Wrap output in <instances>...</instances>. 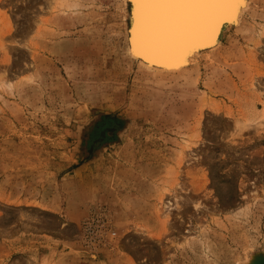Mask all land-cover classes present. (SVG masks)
Segmentation results:
<instances>
[{"label":"rangeland","instance_id":"374dc122","mask_svg":"<svg viewBox=\"0 0 264 264\" xmlns=\"http://www.w3.org/2000/svg\"><path fill=\"white\" fill-rule=\"evenodd\" d=\"M48 2L0 0V264L264 254V0L170 75L128 58L122 0Z\"/></svg>","mask_w":264,"mask_h":264},{"label":"bare ground","instance_id":"6f19581e","mask_svg":"<svg viewBox=\"0 0 264 264\" xmlns=\"http://www.w3.org/2000/svg\"><path fill=\"white\" fill-rule=\"evenodd\" d=\"M122 1L128 8L126 26V53L128 58L144 72L154 75H170L187 70L194 65L196 59L201 55L216 51L221 46L222 37L228 30L236 31L243 27L244 18L253 0H233V7L223 9L218 16L205 22L193 34L180 41L154 37L147 26L142 24L138 15L137 0ZM64 2L65 0H49L46 5L50 9H56V4L61 7ZM137 50L143 51L151 59L140 58L136 53ZM1 77L0 75V79ZM262 125H264V106L260 112L259 120L255 123L256 127H262ZM236 126L239 129L245 127L238 125V123ZM180 194L174 192L170 197L178 199ZM164 205L163 202L162 210L167 207ZM252 259L244 264H250Z\"/></svg>","mask_w":264,"mask_h":264},{"label":"snow or ice","instance_id":"6c2138e0","mask_svg":"<svg viewBox=\"0 0 264 264\" xmlns=\"http://www.w3.org/2000/svg\"><path fill=\"white\" fill-rule=\"evenodd\" d=\"M233 0H137L138 15L154 37L180 41L193 34Z\"/></svg>","mask_w":264,"mask_h":264},{"label":"water","instance_id":"95a60500","mask_svg":"<svg viewBox=\"0 0 264 264\" xmlns=\"http://www.w3.org/2000/svg\"><path fill=\"white\" fill-rule=\"evenodd\" d=\"M137 55L140 57V58H145L147 60L151 59L150 57H147L143 51H140V50H137ZM154 60V59H153ZM250 264H264V254H261V255H257L255 257H253L252 261Z\"/></svg>","mask_w":264,"mask_h":264}]
</instances>
